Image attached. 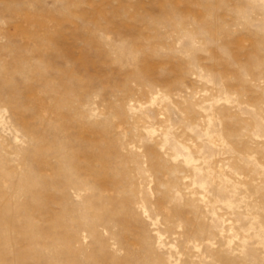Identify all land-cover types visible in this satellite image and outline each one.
I'll list each match as a JSON object with an SVG mask.
<instances>
[{"label":"rangeland","instance_id":"374dc122","mask_svg":"<svg viewBox=\"0 0 264 264\" xmlns=\"http://www.w3.org/2000/svg\"><path fill=\"white\" fill-rule=\"evenodd\" d=\"M0 264H264V0H0Z\"/></svg>","mask_w":264,"mask_h":264}]
</instances>
